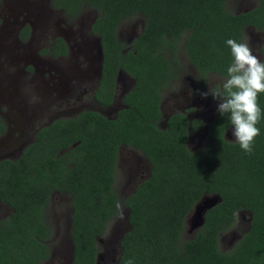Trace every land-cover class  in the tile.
I'll return each mask as SVG.
<instances>
[{
	"label": "trees",
	"instance_id": "trees-1",
	"mask_svg": "<svg viewBox=\"0 0 264 264\" xmlns=\"http://www.w3.org/2000/svg\"><path fill=\"white\" fill-rule=\"evenodd\" d=\"M79 1L70 0L66 10ZM81 1L96 10L89 28L98 36L101 63L93 98L110 103L118 70L133 82L112 116L81 109L54 118L39 126L15 157L0 158V202L10 209L0 216V264H39L49 257L52 231L44 208L54 191L69 196L72 264H95V238L117 215L113 181L121 144L139 150L148 171L121 199L128 227L118 239L117 264L128 259L134 264H264V93L258 97L262 118L252 154L225 136L233 129L228 114L216 109L201 122L181 110L163 116L160 108L161 91L180 67L178 41L199 82L213 72L223 83L233 60L226 41L241 42L248 24L264 30V0L235 12L226 9L225 0ZM135 12L142 16L141 27L122 45L115 36L117 23ZM53 49L65 52L61 38ZM259 52L264 61V43ZM201 125L206 141L189 149L188 132ZM208 194L220 200L205 210L191 235L179 239L186 215ZM238 211L251 214L248 225L221 249L219 234Z\"/></svg>",
	"mask_w": 264,
	"mask_h": 264
},
{
	"label": "rangeland",
	"instance_id": "rangeland-1",
	"mask_svg": "<svg viewBox=\"0 0 264 264\" xmlns=\"http://www.w3.org/2000/svg\"><path fill=\"white\" fill-rule=\"evenodd\" d=\"M256 2L225 0V7L235 12L253 6ZM46 7L47 0H0V117L5 124V129L0 133V156L14 157L18 146L30 138L34 128L49 116H70L79 108L96 109L111 115L112 109L120 103V94L132 83V77L119 70L118 79L114 81L112 105L98 106L90 95L98 71V40L87 24L94 11L84 7L70 17L54 10L52 14H46L57 20L55 24H37L40 13ZM37 12L39 19L35 18ZM22 22L25 24H20ZM141 24L139 12L122 17L115 29L117 40L125 45L139 31ZM24 25L28 26V33L21 36L19 30ZM52 35L63 38L65 52L62 57L48 53ZM241 42H247L253 54L259 58L257 46L264 42V31L247 27L243 30ZM177 46L180 67L177 68L176 77L161 91L162 115L181 110L186 111L189 117H197L205 122L220 103L209 90L219 87L223 77L207 72L199 82L197 72L183 52L181 40ZM204 92H209V95L202 97L201 93ZM232 132L233 129L227 130L225 136L235 140ZM205 141V128L201 125L188 132L185 144L189 149H198ZM147 171L148 162L139 150L124 144L118 146L113 187L121 205L122 197L131 191ZM122 207L124 219L112 216L102 233L95 238V264H117L118 239L128 227L126 207ZM69 209L67 194L55 191L50 194L44 216L52 231L48 240L51 251L49 257L39 264H69ZM9 210L5 203H0V216ZM190 214L191 210L186 217ZM245 226V212H236L234 223L219 234L220 248L229 247ZM189 235L188 225L184 223L179 239Z\"/></svg>",
	"mask_w": 264,
	"mask_h": 264
},
{
	"label": "clouds",
	"instance_id": "clouds-1",
	"mask_svg": "<svg viewBox=\"0 0 264 264\" xmlns=\"http://www.w3.org/2000/svg\"><path fill=\"white\" fill-rule=\"evenodd\" d=\"M226 45L233 57L227 68V79L221 86L209 92L214 99L221 101L217 112L221 116L228 114L235 142L244 153L252 154L255 138L260 135L257 125L262 118V109L258 97L264 93V61L253 54L247 42L228 39ZM209 92L201 93V96L207 97ZM115 207L116 218L123 220L122 205L117 202ZM126 264H134V261L128 259Z\"/></svg>",
	"mask_w": 264,
	"mask_h": 264
},
{
	"label": "flooded vegetation",
	"instance_id": "flooded-vegetation-1",
	"mask_svg": "<svg viewBox=\"0 0 264 264\" xmlns=\"http://www.w3.org/2000/svg\"><path fill=\"white\" fill-rule=\"evenodd\" d=\"M68 2H70V0H47V7H46V9L42 12V14L40 13V16H41V18L39 17V15H38V13L39 12H37L36 13V15H35V18L36 19H39L38 20V22H37V24L39 23V24H55L54 22H56L57 20H55L54 21V18L53 19H51L47 14H52V12L54 11V10H58V11H62L64 14H67L68 16H70V17H72V16H75L76 14H78L79 12H80V10H81V8H84V7H86V8H89L90 10H93L94 11V14L89 18V22L87 23L88 24V29H89V31H90V24H91V21H92V19H93V17L95 16V14H96V10L93 8V7H90V6H88V5H86V3H84L83 1H79V2H77V4H76V6H74V8L72 9V10H70V11H67L66 10V7L65 6H67V3ZM256 4H257V2H256ZM255 4V5H256ZM17 5V4H16ZM15 5V6H16ZM255 5H253V6H250V7H247V8H245V9H242V10H247V9H250V8H252V7H254ZM12 8V7H11ZM47 13V14H46ZM20 24H25V23H20ZM28 24H33L32 22H29ZM80 24H82V22L80 23ZM22 27V26H21ZM247 27H253L252 25H250V24H248V25H246L245 27H244V29L245 28H247ZM253 28H255V27H253ZM256 29V28H255ZM258 31H264V30H260V29H257ZM20 35L21 36H25L27 33H28V26H26V25H24L22 28H20ZM57 37H59V38H61V39H63L62 37H60V36H56V35H52L51 36V41H50V46H49V48H48V53L50 54V55H52V56H57V57H62L63 56V54L62 53H55L54 52V42H55V39L57 38ZM97 38H98V36H97ZM264 42H262V43H260L258 46H257V49H258V51H259V46L261 45V44H263ZM260 52H259V59H260ZM2 62H4L5 60H1ZM100 63H101V58L99 57V62H98V71H97V75H96V79H95V81H94V84L92 85V88H91V97H92V99L94 100V102L98 105V106H101V107H104V106H110V105H112V103H113V98H114V93H113V96H112V99H111V101H110V103H108V104H106V105H101V104H99L94 98H93V96H92V94H93V91H94V89H95V86H96V84H97V80H98V78H99V70H100ZM119 71V70H118ZM118 71L116 72V74H115V78H114V81L115 80H117L118 79V77H117V73H118ZM122 72H124V71H122ZM125 73V72H124ZM125 74H127V73H125ZM128 75V74H127ZM130 76V75H129ZM132 82H133V79H132ZM132 84V83H131ZM130 84V85H131ZM130 85H129V87H130ZM128 87V88H129ZM127 88V89H128ZM127 89H125L124 91H122V93L123 92H125ZM8 93V92H7ZM122 93L120 94V96H119V100H120V103L119 104H117L115 107H114V109H112V114L111 115H106V116H112L113 114H114V112L116 111V109L118 108V107H120V106H122L123 104H122V102H121V95H122ZM81 109H91V108H79V109H77L72 115H70V116H73V115H75L78 111H80ZM91 110H96V109H91ZM96 111H98V110H96ZM98 112H100V111H98ZM101 113V112H100ZM103 114V113H102ZM103 115H105V114H103ZM70 116H66V117H70ZM57 117H64V116H58V115H52V116H49L45 121H43V122H40L35 128H34V130H33V133H32V135L30 136V138H28V139H26V140H24L19 146H18V152L20 151V149L23 147V145H25V143H27L28 141H30V140H32L33 139V137H34V134H35V132H36V130L39 128V126H41V125H43V124H46V123H48L49 121H51L52 119H54V118H57ZM66 117H64V118H66ZM0 124H1V131H0V133H2V131L5 129V124H4V121H3V119L0 117ZM18 152H17V154H18ZM16 154V155H17ZM15 155V156H16ZM14 156V157H15ZM2 157H10V156H0V158H2ZM0 203H2V202H0Z\"/></svg>",
	"mask_w": 264,
	"mask_h": 264
},
{
	"label": "water",
	"instance_id": "water-1",
	"mask_svg": "<svg viewBox=\"0 0 264 264\" xmlns=\"http://www.w3.org/2000/svg\"><path fill=\"white\" fill-rule=\"evenodd\" d=\"M98 40V38H97ZM98 54L99 57L101 58V52H100V46H99V41H98ZM227 130H230L227 129ZM220 200V197L218 194H208V195H203L201 196L192 206L191 214L188 217H185L184 223H187L188 225V232L190 235L192 232L202 223L203 221V216L204 212L207 208L215 204L217 201ZM71 212V208L69 209V214ZM68 214V219H67V224H68V243H69V259L68 263L72 264L71 259H72V245L70 241V234H69V228H70V216ZM251 214L248 213L246 216V224L248 225V222L250 220Z\"/></svg>",
	"mask_w": 264,
	"mask_h": 264
}]
</instances>
